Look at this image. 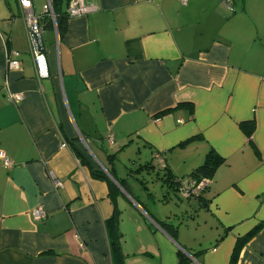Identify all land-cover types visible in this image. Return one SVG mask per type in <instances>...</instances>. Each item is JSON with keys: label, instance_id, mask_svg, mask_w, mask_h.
<instances>
[{"label": "crops", "instance_id": "crops-1", "mask_svg": "<svg viewBox=\"0 0 264 264\" xmlns=\"http://www.w3.org/2000/svg\"><path fill=\"white\" fill-rule=\"evenodd\" d=\"M93 2L58 38L45 22L38 79L18 1L0 0V264H264V0ZM126 152L180 183L221 163L200 196L141 197L109 173Z\"/></svg>", "mask_w": 264, "mask_h": 264}, {"label": "built area", "instance_id": "built-area-1", "mask_svg": "<svg viewBox=\"0 0 264 264\" xmlns=\"http://www.w3.org/2000/svg\"><path fill=\"white\" fill-rule=\"evenodd\" d=\"M22 19L25 25L28 42L30 45V52L32 54V60L36 76L38 79H42L48 76V69L45 60V54L43 51V46L36 42L35 36H40L44 28V18H47L51 22L56 37L58 38L57 26H56V14L53 9L52 2L46 0L42 5L41 12H36L34 10L32 0H17ZM182 3L184 0H180ZM223 5L228 9H232L233 0H221ZM98 9V6L93 2V0H67L66 13L68 17L82 16L90 12H94ZM19 52L16 50H9L6 52V63L8 68L15 69L19 66L20 62L18 60ZM8 99L17 102L21 99L20 93H9ZM66 146V142L61 144V147ZM159 162L162 161V156L156 154ZM0 161L4 165H10V160L0 151ZM55 185H60L58 180H54ZM209 184L208 178H203L200 181H195L193 179H188L181 183L179 186V191L183 197L197 196L202 190H204ZM33 218L44 219L46 217V212L43 208L37 207L31 211Z\"/></svg>", "mask_w": 264, "mask_h": 264}, {"label": "trees", "instance_id": "trees-1", "mask_svg": "<svg viewBox=\"0 0 264 264\" xmlns=\"http://www.w3.org/2000/svg\"><path fill=\"white\" fill-rule=\"evenodd\" d=\"M53 9H54V12L56 14L57 31H58V33H61L62 18H65L64 16H67V13L65 11L64 12H61L58 9H55L54 5H53ZM44 22L49 23L51 25V22L49 20H47V18H44ZM247 124H249L251 126V128H252L253 122H248ZM243 126H244V124H243ZM184 143H187V141L184 142ZM75 154H76L77 157H79V159H80L81 162H83V163H85V164L88 165V163L86 162V160L84 159V157L80 155L79 151L75 150ZM109 157H110V159H115L116 158V155L115 154H111ZM220 163H221V158L218 157L217 155L213 154L212 152H209L205 156L203 162L200 165H198L196 168H194L193 171L189 174V179H193L195 181H200L203 178L210 179L211 176L213 175L214 171L216 170V168L218 167V165ZM153 168H154V166L152 165V163L147 162L145 164L139 165L134 170V172L139 173V171H141L143 169L147 170V169H153ZM109 173L115 179V181L121 187H123L126 191H128V193L131 195V193L129 192V190L125 186V179H120L111 170H109ZM93 174L96 175V176H98V177H101L103 179H106L110 184H112L111 181L109 180V178L107 176H105L102 172H95V171H93ZM160 179L162 181V185L165 184V186H166L167 189H172L173 191H177L179 189L180 184H181L180 181H179V178H176L166 168V166H164V168H162V175H161ZM142 183H144V181ZM204 190H202L197 196H200ZM159 225L171 237L175 238V235H176V232H177L176 225H174V224H172V223H170L168 221H159ZM255 231H256V229H253L252 231H250L245 236L244 239L249 238L250 236H252L255 233ZM241 243H242V240H240L238 242V244L236 246L237 247L236 249H238V247L240 246ZM116 249H117V251L119 253V250L117 248V245H116ZM119 256H120V261H122L121 260V254L120 253H119Z\"/></svg>", "mask_w": 264, "mask_h": 264}, {"label": "rangeland", "instance_id": "rangeland-1", "mask_svg": "<svg viewBox=\"0 0 264 264\" xmlns=\"http://www.w3.org/2000/svg\"><path fill=\"white\" fill-rule=\"evenodd\" d=\"M116 158L117 159L114 163L117 169V175L127 181L135 195L138 194L143 197L144 194L147 195L148 191L154 193L158 198L163 195L165 188H162V181L160 179L162 175V169L158 163L153 162V169H148L147 171L137 173L134 172L139 163L137 162L139 160L136 155L131 156L129 152H126L120 154ZM133 162L136 163L133 164ZM141 181H144V183ZM147 205L149 207L152 206L151 203H148ZM158 206L161 207V205Z\"/></svg>", "mask_w": 264, "mask_h": 264}, {"label": "water", "instance_id": "water-1", "mask_svg": "<svg viewBox=\"0 0 264 264\" xmlns=\"http://www.w3.org/2000/svg\"><path fill=\"white\" fill-rule=\"evenodd\" d=\"M35 40H36V42L38 41V43H40L42 46H43V41H42V36L40 35V36H35Z\"/></svg>", "mask_w": 264, "mask_h": 264}]
</instances>
